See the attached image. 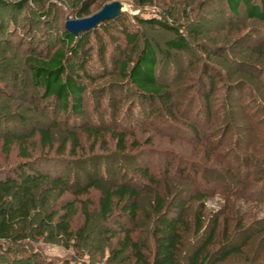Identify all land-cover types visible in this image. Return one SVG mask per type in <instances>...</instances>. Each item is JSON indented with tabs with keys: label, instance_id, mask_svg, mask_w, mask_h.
Instances as JSON below:
<instances>
[{
	"label": "rangeland",
	"instance_id": "1",
	"mask_svg": "<svg viewBox=\"0 0 264 264\" xmlns=\"http://www.w3.org/2000/svg\"><path fill=\"white\" fill-rule=\"evenodd\" d=\"M85 2L1 0L0 170L9 172L23 162L22 148L33 158L48 154L42 150L37 131L43 127L51 128L54 150L50 156L73 163L67 173L73 186L71 192L63 197L45 192L39 194L38 208H45L41 205L47 201L48 207L41 211L52 212L59 210L67 201H84L94 220L87 230L89 237L79 239L85 224L79 205L73 225L77 239L63 240L56 238L57 233L38 237L42 215L34 213L32 238L22 243L0 244V264H136L126 256L115 260V241L110 245L97 241L99 195L94 190L84 195L77 194V184L86 183L79 173V158L89 160L86 168L94 175H106L114 183L134 182L141 189L143 197L135 238L147 244H151L150 227L155 217L151 207L152 187H147L149 183L141 176L139 168L147 166L164 180L166 164L171 161L174 176L167 186L170 185L173 194H182L190 185H195L192 186L194 189L199 188L193 183L194 171L183 169L182 161L207 166L202 178L198 176L196 179L204 184L201 190L215 192L217 184L222 183L225 190L237 188L247 194L245 196L243 192L231 197L236 199L228 211H224L221 195L209 198L204 210L206 232L202 238L190 235L184 241L181 264H190L197 247L205 244L214 230L215 221L224 219L228 220L233 231L237 252L226 258L228 252L218 251L219 247L214 244L209 249L212 256L207 264H264V185L257 187L260 179L264 178V169H260L261 163L254 160L257 159L254 154L264 157V136L257 140L258 135L264 134V23L248 17L245 10H241L238 17L231 16L226 0H155L145 7L139 6L136 0H99L90 6L92 15L114 2L122 4L123 13L114 20L116 23L109 21L104 23L106 27L104 24L98 27L102 29L100 39L91 36L94 79L84 80L86 91L81 114L69 115L61 109L59 101L46 99L43 90L35 86L27 59L32 56L47 60L57 50L65 49V22L68 18L78 19ZM47 11L49 18L39 15ZM150 20H157L162 26H152L148 23ZM132 35L136 36L133 43L127 38ZM180 39L186 45L185 50L169 47L170 43H177ZM146 40L157 54L158 82L170 86L174 94L172 108L176 114L163 115V119H158L157 115L152 117L149 104L120 73L121 67L111 62L112 57L121 62L128 58L135 62ZM101 48L106 49V70L100 69L96 63ZM119 48L123 54L119 53ZM205 68L216 76L218 85L215 95L207 103L201 98ZM199 108L213 113L215 124L210 128L211 134L223 135L226 141L221 150H235L236 137L243 141L257 138L259 143L253 140L256 151L247 147L240 151V154H246L245 171L234 172L233 167L240 163L233 155L226 160V165L201 159L200 149L196 148L191 137H186L181 131L193 134L187 129L186 121L193 122ZM156 110L164 109L157 107ZM254 111L261 112L257 114L258 119L251 118ZM171 122L179 128L177 133L169 130ZM70 131L79 134L82 146L75 156L70 155L71 142L66 144V152L60 153ZM114 132L126 134L127 156L122 155L120 159L117 141L112 136ZM18 134L26 138L25 144L13 143L7 152L4 140ZM248 172H252L249 183L245 176ZM186 173L193 180L191 184L184 180L185 177H180ZM199 209L201 204L193 202V212ZM223 229L221 223L217 233L221 235Z\"/></svg>",
	"mask_w": 264,
	"mask_h": 264
},
{
	"label": "trees",
	"instance_id": "2",
	"mask_svg": "<svg viewBox=\"0 0 264 264\" xmlns=\"http://www.w3.org/2000/svg\"><path fill=\"white\" fill-rule=\"evenodd\" d=\"M83 1L86 2L83 3L82 9L78 13V19L93 16L90 6L99 0ZM136 1L139 6L145 7L152 5L155 0ZM226 1L231 16L238 17L240 11L245 10L248 17L264 23V0H259L258 4H256L258 0ZM20 6L21 4H19ZM39 15L42 18H49L50 13L47 11ZM114 20H112L113 23H116ZM141 23L145 22L141 21ZM148 23L155 27L162 26V23L157 20H150ZM106 25L104 24L105 27ZM98 27L90 32L80 33L77 37L65 29L63 33L65 49L57 50L52 58L47 60L32 56L27 59L35 86L43 90V96L46 99L54 98L59 101L61 109L69 115L81 114L83 95L86 91L84 80L92 81L94 79V75L91 72L93 63L91 36L94 35L100 39L99 35L102 29H98ZM176 33L180 36V32L176 31ZM127 38L133 43L136 36L132 35ZM182 41L180 39L177 43H170L169 47L185 50L186 45ZM119 50V53L123 54L120 48ZM98 56L96 63L100 66V69L104 68L106 70L108 66L106 49L101 48ZM157 61L155 49L146 40L142 52L135 62L130 61V58L121 62L114 57H112L111 62L115 66L119 65L121 67L120 73L137 89L143 101L149 104L152 117L155 118L157 115L158 119H163V115L166 117L167 115L176 114V112L172 108L174 94L171 87L158 82L156 75ZM204 70L203 79L201 80V90L204 93L201 98L207 103L215 95L218 85L216 76H213L207 68ZM157 107L164 110L157 111ZM260 113L259 111L251 112V118L258 119L259 116L257 114ZM194 117L198 122H194L195 120L193 122L186 121L188 124L187 129L192 131L193 134L190 135L191 133L187 131H181L186 137H191L196 148L200 149L199 151L202 152L201 159H206L214 164L221 163L226 165L225 162L233 155L240 163H237L235 167H233V163L231 164L234 172L245 171L246 167L243 163L246 160V154H240V151L246 149V147L251 151H256L257 146L254 141L257 138L250 139L253 143L251 145L250 141H243V139L241 140L236 137L235 150L232 149L226 152L220 148L226 143L224 136L211 134L210 128L215 124L213 113L210 110H201L199 108ZM170 125L169 130L175 133L179 131L175 123L171 122ZM203 131L205 132L204 134ZM37 133L40 136L42 150L48 151V154L33 158L27 154L25 148H22L23 162L17 164L9 172L0 170V244L22 243L30 240L33 236L34 213L39 212L42 217L38 225L40 229L37 232L38 237H47V235L57 233L56 238L75 241L77 238H75V233L73 232V225L79 213V205L85 218V224L84 229L81 230L78 237L79 239L89 237L87 230L93 225L94 216L87 209L84 201H67L59 210H53L52 212L41 211L48 207L47 201L41 205L45 208H38V196L41 193L45 192L63 197L71 192L73 185L69 182L67 173L69 166L73 163L66 159H57V157L50 156V153L54 150L51 128H40ZM125 135L124 132H114L112 134L117 141V154L121 155L118 156V159L122 155L127 156ZM262 135L264 136V134L258 135L257 140ZM67 136L68 140L62 146L63 151L60 153L64 154L66 152V144L71 142L70 155L75 156L77 151L82 149L79 134L76 131H70ZM4 141L5 149L7 150L8 146L13 143L25 144L26 138L18 134ZM234 151L235 154H233ZM254 157L257 158L254 160L258 164L261 163L260 169L262 168L263 170L264 157L255 154ZM178 161L180 162V160ZM182 162L185 165L183 169L194 171L195 181L193 183L199 186L198 189H194L192 186L195 185H190L182 194H173L174 191L169 188L170 185L167 186L170 178L174 176L171 161L166 164V170L163 174L164 180L158 178L155 171H152L147 166L139 168L141 176L147 181L146 183H149L147 187H152L150 189V196H152L151 207L155 217L150 227L151 233L149 238L151 244H147L135 238V229L140 219V203L143 197L141 189L137 187V184L122 181L114 183L106 175L104 177L96 176L86 168L89 160L82 158L77 160V163H80L78 167L79 173L83 175V180L86 182L85 184H77V194H88L91 190L98 193L97 215L100 220L97 241L107 243L108 245L115 241L114 252L116 261L126 256L131 261L134 260L136 264H181L184 241L190 235L194 238H202L206 232L204 210L209 198L215 194L221 195L224 199V211H228L229 205L233 202V199H236L231 197L244 192L243 190L238 191L237 188L231 189V191L225 190L222 183L217 184L218 187L215 192L213 190L212 192L206 189L201 190L204 184L202 185V182H197L196 179L198 176L199 179L202 178L204 171L207 170V166H202L201 163L195 166V164L189 161ZM237 175L239 177V174ZM245 176L246 182L249 183L252 172L246 173ZM180 177H185L184 180L190 184L193 181L187 173L182 176L180 175ZM187 178H190V180ZM260 181L257 187L264 185V178L260 179ZM163 188L164 192H162ZM262 188L264 187L262 186ZM244 194L246 196L247 193L244 192ZM240 198H242V194ZM193 202L201 204V210L193 212ZM221 223L224 229L220 235L217 233V230L220 228ZM232 234L233 231L227 219L222 220V222L216 220L214 230L210 233L205 244L197 247L190 258V264H207L212 256L209 249L214 244L219 247L218 251L225 250L228 252L226 258L230 257L233 253L237 252L234 248Z\"/></svg>",
	"mask_w": 264,
	"mask_h": 264
},
{
	"label": "water",
	"instance_id": "3",
	"mask_svg": "<svg viewBox=\"0 0 264 264\" xmlns=\"http://www.w3.org/2000/svg\"><path fill=\"white\" fill-rule=\"evenodd\" d=\"M122 13V4L114 2L105 6L100 12L89 18H68L65 22V29L67 32L77 37L80 33L90 32L91 30L96 29L101 24L118 18Z\"/></svg>",
	"mask_w": 264,
	"mask_h": 264
}]
</instances>
